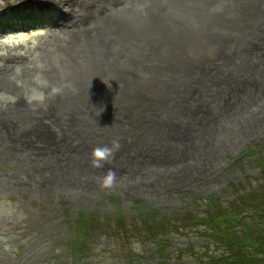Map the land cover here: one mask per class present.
<instances>
[{
  "label": "rangeland",
  "instance_id": "1",
  "mask_svg": "<svg viewBox=\"0 0 264 264\" xmlns=\"http://www.w3.org/2000/svg\"><path fill=\"white\" fill-rule=\"evenodd\" d=\"M3 1L0 0V2ZM40 1L42 0H5L7 5H11V8H16L15 13L17 11L20 13L33 11L32 6L35 8L34 12L38 13ZM150 1L152 0H148L149 20L154 22V25L157 26L162 21V16L164 20L172 22V24L180 23L175 12L177 0H157L156 3ZM169 1L174 8L170 6ZM80 2L85 3L86 0L85 2L80 0ZM182 2L189 12L188 16L194 11L197 12L195 9L199 5L198 11L204 14L201 16V20L203 17L210 19L218 17L212 21V23L218 24L220 20L226 19L225 13L231 9L236 0H182ZM259 2L256 6H259ZM192 6L195 9H191ZM142 7L138 9L140 10ZM81 8L83 12H91L83 6ZM138 9L128 13L125 20L126 25H132L133 19L138 20V23H144L142 18L138 19ZM124 13V11L122 13L115 12L111 17L105 16V19H102L103 23H97L95 30L104 35L105 43L108 44V46L104 45L105 48L100 46L97 50V67L100 65L97 68V73H103L106 76V71L114 65L115 60H123V52L128 54L131 51L132 56H138L139 49L141 51H154L155 56L150 59L155 60L147 65L138 64L133 68L127 67L132 71H140L138 74L140 75L139 81H142L145 87L143 88L141 83L132 94L127 92L128 86L124 87L122 80L119 85L117 83L118 86L112 87H109L110 82L108 80L103 81L101 88L97 90V101H99V97L103 96L102 98L107 99L108 104H112L113 112H109L108 108H105L107 103H97V106H103L107 113L97 109V120H90L93 121L90 124H98L101 130L112 129L114 135L119 139L120 145L128 146L133 140L146 142L145 140L149 139L148 131L154 124L158 126V130L165 128L167 130L170 129L168 127L171 124L186 123L184 121L190 117L188 113L190 110H185V106L190 107L191 104H186L187 102L181 98L175 103L171 102L173 99L169 96L165 100V96L159 99L155 98L161 96L168 88H173L172 84L169 85L170 82H182L177 77L180 72L186 74V70L183 71L181 69L183 67L179 66L178 63H184L186 68H189L185 62L189 58L190 65L196 66L198 62L194 57V50L198 48L196 39L202 38V31H205L202 28L193 27L187 31L186 35L188 36L184 35V41L177 38L183 42L182 47L185 48L181 51L176 49L173 52L175 55L180 54V57L174 60V56H170L168 49L174 50L181 43L175 44L176 39L167 49V46H163L168 44L165 39L163 45L157 44V47L154 48V44L151 43L154 31L151 28L145 29V35L150 39H147L143 33L137 47L130 48L134 38L133 41L126 38L132 34L130 33L132 31L129 28L121 27L117 21ZM20 18H24V16ZM97 18L99 17L97 16ZM110 21H112L111 27L117 31L116 34L106 28L110 25ZM191 21L195 22V20H188L186 23L191 24ZM122 22L124 23V21ZM11 24L12 28L6 31H2L0 28V41L2 42L0 70L5 59L12 60L11 65L6 69L10 77L0 78V109L4 111L0 110V114L10 118L6 114L10 111L7 105L17 101L22 94L29 104V107H26V112H24L26 118L29 119L31 115L35 116L37 112L44 111L46 97L54 94L51 92V88L53 86L58 88L60 82L49 80L40 68V65L45 62L44 48L46 42L44 40L50 34L42 22L26 19L25 22L14 20ZM195 30L202 31L194 34ZM139 34L140 32L137 35L139 36ZM97 41L100 40L97 38ZM203 48L205 51L207 50V46L203 45ZM158 56L160 58H157ZM106 58H108V66L105 64ZM140 60L144 61L141 58ZM116 64H124V62L116 61ZM251 64L253 63H246L244 68L251 71ZM208 66L209 63H201L198 64L196 70L200 69L204 73V71H209ZM116 67L118 69V66ZM233 68L238 79L245 75L233 63L226 64L223 71L227 69V74L222 75L217 72L212 76L208 75L209 77L207 76L208 78L205 80L200 79V81L204 80V83L207 82V86L206 84L202 86L201 91L208 87L213 89L214 85L216 88L218 81L223 82L225 79H229L227 86H219L217 90L223 95L221 97L222 103L233 100L235 92H238L242 86L239 80L231 82L233 74L228 72V69ZM178 70L181 71L178 72ZM252 71H259L257 75H260L261 72H264V68L262 66L255 67ZM195 76L196 73L189 71L186 74L189 81L197 80ZM106 78L109 79L108 76ZM148 82L150 88L147 86ZM186 84L187 82L181 83L180 89L186 87ZM230 84L234 90L230 91L231 94L228 95L227 88ZM33 88L45 94L43 103L35 100L29 102L26 99V94ZM184 91L187 92L186 89ZM116 92H118L117 97L120 99H114ZM199 94L200 92L195 97ZM206 94L211 95L205 90L204 97H208ZM212 94H215V91ZM8 96H14L15 100L10 101ZM253 98L264 100V95L253 96L250 102ZM55 99L60 100L58 97ZM190 102L193 101L190 100ZM54 103L59 105L60 101ZM262 105L264 106V102ZM220 108L222 109L218 106L216 110ZM134 109L137 110L132 115ZM229 109L230 105H228L227 110ZM122 110L126 112V116L121 115ZM117 111L119 114H115ZM241 111L238 109L237 113L240 115L238 118L242 119L244 113ZM247 111L249 112L248 109ZM184 112H187L185 116ZM220 113L227 114L228 111L223 110ZM245 114L247 118L241 120L242 124L230 125L235 128L228 130L232 134V142L215 140L210 142L216 143L211 149L212 152H216L214 149L218 147L220 154L225 153L226 156H216L215 160L209 161L208 157L195 155L196 152H191V155L181 158L175 157L171 160L164 158L161 161L158 155L143 153L133 159L139 167L132 169L135 174L130 185L122 179L121 175L116 176L117 182H120L123 189L116 185L104 186L103 181L109 178H106V175L110 173L103 168V165L109 160L108 157H98V162L95 161V165H92V161L77 160L73 163L75 166L67 178L63 177L64 179L53 181L47 179L41 182L45 176L51 174L54 176L60 172L59 166L65 162H60L57 158V161H54L53 157L57 154L62 155L64 146L44 150L42 147L47 146L44 143H39L38 148L33 145L35 150L42 149L51 158L48 160L47 156L42 154L33 162L34 164H31V156L28 154L32 147L26 148L19 141L11 139L4 145L1 142L0 264H71L73 259L74 264H199L207 262L206 260L210 261L211 257L215 255L220 256L224 253V246L220 239H214L213 232L215 231L217 234L215 227L206 222L207 213L211 211L212 198L217 199L218 204H222L221 206H224L225 209L237 211L232 207L241 204L238 200L239 196L251 193L252 190L264 189V171L262 170L264 168V160L262 165V159H264V109L261 112L260 109L253 112V115ZM145 118L150 119L148 122H144ZM34 120L37 121V124H33L37 132L46 136V131L50 128L52 132L55 131L58 134L60 128L51 123L49 119H45L41 123L35 116ZM116 120H119L117 124H113ZM234 123L237 121L235 120ZM12 125L0 124V132L11 131L15 136L18 133L26 132L25 129H29L26 127L29 124H18V120L17 124ZM129 129L130 132L128 133ZM86 131L84 135L87 136L86 143L92 147L97 146V141L103 138L101 135H97L98 130L97 132L90 131V129ZM168 131L170 133L173 130ZM74 133L81 135L83 132L75 130ZM194 134L196 136H193ZM186 135L188 136L187 141L192 146L199 145L202 147L205 145L201 130L188 131ZM207 135L212 137V133ZM204 137L207 136L204 135ZM106 139L114 145L115 141H111L112 139L109 137ZM197 139H199V143L196 145ZM84 151L83 155L89 152L85 149ZM25 158L28 161L22 166L21 163ZM137 159H139L138 162H136ZM141 161L148 163L139 164ZM97 166L101 167L97 168ZM125 168H129L131 171L132 167L124 166L122 169L116 170L121 171ZM131 172L133 173V171ZM20 176L30 184L18 185ZM256 193L264 198L262 191ZM115 214L117 216L113 217ZM82 215L89 216L91 220L86 232L84 228L82 230L85 235L84 244L88 246L82 250L86 257L83 255L79 257V255L74 254L71 243L76 221ZM190 215L202 219L200 218L199 222H194L192 219H188ZM238 231L242 232L240 228ZM155 235H158L157 237L162 240H153ZM163 243L167 249L165 253L162 250L164 248L161 247ZM165 258H167L166 261Z\"/></svg>",
  "mask_w": 264,
  "mask_h": 264
},
{
  "label": "bare ground",
  "instance_id": "2",
  "mask_svg": "<svg viewBox=\"0 0 264 264\" xmlns=\"http://www.w3.org/2000/svg\"><path fill=\"white\" fill-rule=\"evenodd\" d=\"M97 1L99 0H86L85 3H82L80 0H50L49 3H44L43 7L40 6L41 10L39 13H32L34 14L33 19L45 23L43 26L47 29L48 33H50L48 38L44 40V42H46L44 48L45 62L40 65V68L45 72L49 80L60 82L58 87L59 90L52 96L48 95L46 97V108L44 111L37 112L38 114L36 113L35 116L38 117V120L41 123H43L45 119H49L51 123L56 124L60 129L58 134H56L55 131L52 132L49 128L46 131V136L37 132L33 125L37 124V121L34 120L35 116L31 115V118L28 119L24 115L26 107H29V104H27L28 102L21 94L17 101L7 105V108L10 111L6 114L10 116V118H8L12 123L17 124L18 120V124H29L26 126L29 129H25L27 130L26 132L18 133V135L15 136L11 131H8L7 133L0 132V143L2 142V145H4L11 139L19 141L21 145H24L26 148L32 147V150L28 154L31 156V164H34L33 162L42 154L43 156L47 155V157H51L44 150L64 146L65 149L63 154H57L58 161L65 162L62 166H59L60 172L54 176H52V174L45 176L41 179V182H44L47 179L48 181H53L55 179H64L63 177L67 178L75 166L73 163L77 162V160L92 161V165H95L93 161L95 160L98 162L99 158L94 157L92 152L96 147H107L110 149V152L104 156L108 157L109 160L103 165V168L110 172L106 175L107 177L115 176L120 172L129 170V168H125L118 171L124 166H131V169L139 167V165L135 164L133 159L141 156L143 153H146L147 155H158L161 161L164 158L166 160H171L175 157L181 158L186 155H191V152H196L195 155L206 156L209 161L215 160L214 158L216 156H226L225 153L220 154L217 149L218 147L214 149L216 152H212L213 150L209 149L206 145H203L202 147H199V145L192 146L187 141L188 136L186 134L188 131L194 132L195 130H199L200 123L204 125V131L208 132L207 130H210V132L214 133L216 126L213 122L217 121L216 119L224 114L220 113V111H228V105H230L229 111H237L238 109L245 107L247 103H250V99L253 96L264 95V72L257 75L259 71H247L245 68H243L245 74L243 76L244 78L241 77L239 79L237 78L234 68L228 69V72L233 74L231 82L239 80L242 85L238 89V92H235V98L233 100H227L222 103L221 97L223 95L217 90L219 86H227L229 84V79H225L223 82L218 81L216 88L214 85L213 89H210L209 87L205 89L211 93V95L206 94L208 97H204L205 90L202 89L201 91V87L207 83H204V80L209 76H212V74H216L217 72L222 75L227 74V69L223 71V67L226 64L230 65L233 63L238 67H244L246 63L251 62L258 66L262 64V67L264 68V50L262 49L264 48V0H260V2L259 0H239L237 2L236 0V3L232 5L231 9L225 13L227 15L226 19L222 21L220 20L218 24L212 23V21L218 17H212L211 19L209 17H203L201 20V16L204 14L198 11L199 5H197L196 9L192 6L191 9H195L197 12L194 11L188 16L189 12L185 9L182 0H177L175 12L176 17L180 20L181 24L179 22L172 24V22L164 20L162 16V21L157 26L154 25V22L149 20L150 7L148 6L149 4L144 5V0H105L98 15ZM151 2L156 3L157 0H152ZM258 2L259 6H256ZM124 4L125 8L129 11H132L133 7H141L144 5L142 9L137 10L139 14L138 19L142 18L144 23H138V20L135 21L133 19L132 25L128 26L125 23L127 18L123 19L122 15L120 16V19L117 20L121 27L129 28L132 31L130 32L132 34L127 36L128 40L133 41L134 38L133 44L130 48L137 47L141 34L144 33V36L146 37V28H151L154 31L151 39L154 48L157 47V44L163 45V41L166 39L168 44L163 46H167V49L177 38H181V40L184 41V35H186L187 31L191 30L193 27L202 28L205 31L195 30L194 32V34H197L200 31L203 33L202 38L196 39V41H198V48H195L196 50H194V57L198 61L196 66L190 65L189 58L185 61L189 68H186L184 63H178L179 66L183 67L181 68L183 71L186 70V74L188 71L196 73L195 77H197V80H187L186 74H183L180 72L181 70H178L180 74L177 79L182 81L181 83L187 82L186 87L180 89L181 83L179 81L170 82L169 85L172 84L173 88H168L161 94V96L155 98L159 99L160 97L163 98L165 96V100L169 96L173 99L171 102L175 103L181 98V100L184 99L187 102L186 104H191L190 107L188 105L185 106V110H190L188 111L190 117L184 121L186 123L180 122L179 124H171V126L168 127L170 129L167 130L166 128L164 130H158V126H155L156 124H154L151 130L148 131L149 139L145 140L146 142L133 140L131 145L128 146L120 145L119 139L114 135L112 129L101 130L98 124H90L97 120V109H101L105 114L107 113L103 106H97V103L108 102L107 99L102 98L103 96L99 97V101H97V90L101 88L103 81L108 80L110 82L109 87H112L118 86L119 82L122 80L124 87L128 86L127 92L132 94L141 83L142 87H145L143 82L139 81L140 75L138 74H140V71H132L128 68H133L138 64L147 65L149 62L155 60L150 59L155 56V53H153L154 51H141V49H139L138 51L140 53L138 56H132V52L128 50L130 51L128 54L123 52V60H115L114 65L106 71V76H108L109 79H107L103 73H97V68L100 66L98 65L97 67V50L100 46H108V44L105 43L104 35L95 30L97 29V23H103L102 19H105V16H113L115 12H118L117 6ZM169 4L174 8L170 1ZM81 6L91 10V12H83ZM15 14L19 15L21 13L17 12ZM97 16L99 18H97ZM3 18L5 17H2V20H0L1 29H4V27L7 26ZM188 20H195V22L191 21V24H187L186 22ZM122 21H124V23ZM111 23L112 21H110V25L106 26V28L116 34L117 31H114L111 27ZM139 32L140 34L138 36L137 34ZM119 37L121 36L119 35ZM97 38L100 41H97ZM146 38L150 39L148 37ZM103 39L104 41H101ZM1 43L2 42L0 41V48L2 47ZM176 43L181 44L174 50L168 49L170 51V56H174V60L178 59L180 54L177 53V55H175L173 52L176 49L181 51L185 48L182 47L183 42L178 39L175 44ZM203 45L207 46L206 51L205 48H203ZM103 48H105V46ZM118 51H120V49H118ZM53 55H55V57H52ZM160 56L157 58H160ZM140 58L144 59V61L140 60ZM107 59L108 58H106L105 64L108 66L109 62H107ZM132 59H134V62H132ZM7 60L5 59L3 65H1V79L3 77H10L6 72V69L11 65L10 62H12V60L8 58ZM116 61H123L124 64H116ZM201 63H209V66L207 67L209 71L207 70V72L204 71V73H202L200 69L196 70L198 64ZM116 66H118V69ZM103 77L105 78L103 79ZM200 79L204 80L200 81ZM98 85L99 88L97 89ZM147 86L150 88L149 82L147 83ZM118 88L119 90L121 89L120 86ZM185 89L187 92L184 91ZM233 90L234 88L230 84L227 88V91H229L227 94L230 95V91ZM214 91L215 94H212ZM199 92L200 94L195 97ZM117 95L118 92L114 94L115 100L120 99ZM54 97H58L60 100H56ZM254 99L255 98H253V100ZM190 100H196V102L193 103L190 102ZM56 101H60V104H55L54 102ZM218 106L222 107V109L220 108L216 110V107ZM105 108H108L109 112H113L112 104L107 103ZM136 110L137 109H134L132 115L136 113ZM1 111L4 112L3 110ZM115 114H119V112L117 111ZM183 114L185 116L187 112H184ZM121 115L126 116V112L122 110ZM149 119L150 118H145L144 122H148ZM118 121L119 120L114 121L113 124H117ZM167 121L172 122L171 120ZM88 129H90V131L93 130L94 132H97L98 130L97 135L103 137L100 141H97V146L92 147L86 143L87 136L84 135ZM75 130L82 131L83 133L81 135H75ZM168 130L173 131L169 133ZM129 132L130 129L128 130V133ZM202 134V139L206 140L204 137L206 133L202 132ZM193 136L196 135L194 134ZM106 137L111 138V141H115L114 145L111 144L110 140H107ZM231 139L232 134L229 132L224 133L221 142L231 141ZM39 143L47 145L42 147L44 150H35V148L39 147ZM75 143L77 144L75 145ZM82 145L85 146L83 147ZM84 149L89 150L86 155H83L85 153ZM23 160V163H21L22 166L28 161L27 158ZM138 160L139 159H137L136 162H138ZM140 163L148 162L141 161L139 164ZM100 167L101 166H97V168ZM17 183L18 185L30 184V182L25 180L22 176H20V180Z\"/></svg>",
  "mask_w": 264,
  "mask_h": 264
},
{
  "label": "trees",
  "instance_id": "3",
  "mask_svg": "<svg viewBox=\"0 0 264 264\" xmlns=\"http://www.w3.org/2000/svg\"><path fill=\"white\" fill-rule=\"evenodd\" d=\"M262 170L264 171V168ZM256 190L239 196L238 200L241 204L232 207L237 211L225 209L224 206H221L222 204H218L217 199L212 198L213 203L210 206L211 211L207 213L206 222L215 227L217 234L215 231L213 232L214 239H220L224 246V253L220 256L215 255L211 257L210 261L206 260L207 262L199 264H264V198L256 193L259 191L264 193V189ZM244 210H249L250 213L243 215L241 212ZM194 216L190 215L188 219L199 222L201 217ZM89 222H91L90 219L77 222L75 248L83 256L82 250L84 247H88L84 244V231L86 232ZM238 228L241 229V233ZM161 240L159 238V241ZM161 247L164 248L162 250L165 253L167 251L165 243L161 244ZM166 260L167 258H165Z\"/></svg>",
  "mask_w": 264,
  "mask_h": 264
},
{
  "label": "clouds",
  "instance_id": "4",
  "mask_svg": "<svg viewBox=\"0 0 264 264\" xmlns=\"http://www.w3.org/2000/svg\"><path fill=\"white\" fill-rule=\"evenodd\" d=\"M58 90H59V89H58L57 87H55V86H53V87L51 88V92H52V93H55V92H57ZM8 99H9L10 101H14V100H15V97H14V96H8ZM26 99H27L29 102L35 100V101H38V102H40V103H43V101H44V99H45V94H44L42 91L33 88L29 93L26 94ZM109 152H110V149L107 148V147H96V148L93 149L92 155H93L94 157H101V156H105V155H107ZM93 162L95 163V160H94ZM110 178H111V177L109 176V178H108V179H105V180L103 181V183L107 184V183L109 182V179H110Z\"/></svg>",
  "mask_w": 264,
  "mask_h": 264
}]
</instances>
